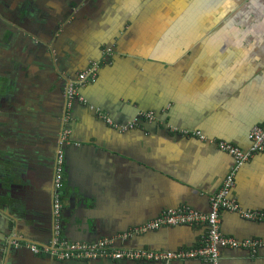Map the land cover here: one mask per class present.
Segmentation results:
<instances>
[{
  "label": "crops",
  "instance_id": "crops-1",
  "mask_svg": "<svg viewBox=\"0 0 264 264\" xmlns=\"http://www.w3.org/2000/svg\"><path fill=\"white\" fill-rule=\"evenodd\" d=\"M100 58L97 78L79 90L85 102L70 112L64 148L70 241L153 251L201 246L206 225L123 235L169 210L210 213L237 165L219 143L248 151L251 130L264 125V0H0V197L10 206L0 205V264H211L29 255L53 235L66 88ZM150 112L154 119H146ZM229 199L243 211H264V151L235 173ZM74 214L98 226L86 240ZM220 227L240 241L264 240V220L237 212L222 211ZM219 264H264V247L220 248Z\"/></svg>",
  "mask_w": 264,
  "mask_h": 264
},
{
  "label": "built area",
  "instance_id": "built-area-1",
  "mask_svg": "<svg viewBox=\"0 0 264 264\" xmlns=\"http://www.w3.org/2000/svg\"><path fill=\"white\" fill-rule=\"evenodd\" d=\"M100 65L93 63L86 71L79 73L77 79L70 82L66 88V109L64 123L65 128L61 133L59 149L57 152L54 168V191L52 198L53 215V235L50 242L43 248L36 245L31 246V250L37 255H49L59 260H94L102 257H109L113 260H134V261H184L199 260L211 264H219L220 248L253 249L256 251L264 247L262 239H247L240 241L234 237H227L222 234L220 227V214L224 210L239 213L243 218L251 221L264 220V211L247 210L243 211L236 200H230L229 195L235 183V173L244 163L248 162L254 155L264 151V125L253 127L250 132L252 145L248 151H244L238 146L220 142L222 151L230 154L236 160L235 170L229 174L222 186V189L211 199V211L208 214L202 213L190 207H181L163 213L159 218L149 221L137 227L131 233L123 235L124 238L132 234L140 235L146 232L160 230L165 227L174 226H200L206 225L208 233L201 246L189 250L180 251H153V250H131L113 249L112 241L102 239L96 243L73 242L68 240L63 233V187L65 182V150L64 145L69 140L71 133L69 127L70 112L78 101L85 102L84 97L79 93L88 82L97 78ZM146 119H154L153 112L145 114ZM111 123V120H107ZM19 244H17L18 246Z\"/></svg>",
  "mask_w": 264,
  "mask_h": 264
},
{
  "label": "water",
  "instance_id": "water-1",
  "mask_svg": "<svg viewBox=\"0 0 264 264\" xmlns=\"http://www.w3.org/2000/svg\"><path fill=\"white\" fill-rule=\"evenodd\" d=\"M103 56V55H102ZM113 56H110V55H107L105 57L106 61L107 62H110L112 60ZM103 61L102 58L100 59H92L91 62L92 63H98L99 65L101 64L100 62ZM90 65H87V67H85V69H81V70H84L86 71L88 68H89ZM78 76V75H77ZM74 79V78H73ZM5 86V85H4ZM3 85H0V89L1 88H4ZM81 95V94H80ZM130 100L133 101V99L131 98ZM77 104L80 105V103L77 101L76 102ZM89 107L90 108H93L92 111H94L95 113L97 112V107H94L91 103H88ZM142 109V108H141ZM135 118L140 122V123H145L147 120L145 119L144 116H135ZM134 119V118H133ZM156 119H157V115H156ZM157 121V120H156ZM70 141V140H69ZM68 142L65 143L64 145V148L67 149L69 148L68 147ZM1 161V159H0ZM7 196H3V197H0V205L3 207V208H10L9 204H8V199H6ZM86 197H84L83 199H81L79 201V204L81 206H87L86 204ZM72 202V201H71ZM73 203V202H72ZM0 206V207H1ZM9 210V209H8ZM17 213H19V210L16 211ZM64 213V211H63ZM7 215H9V213L7 212ZM12 218V217H11ZM72 223L75 222L76 226H77V231L78 233L80 234V239H83V240H86L85 238H88V236L92 235L93 234V231L97 230L98 229V226L96 223H94L93 219L91 218H88L87 216H80L79 214H75L72 215ZM15 222H16V228L19 229L20 227V222L18 220V218H12ZM122 243H123V240H120ZM18 253H20V251H18ZM28 253L29 255H33L35 257V253L30 249H28ZM53 260H56L54 257H52Z\"/></svg>",
  "mask_w": 264,
  "mask_h": 264
},
{
  "label": "flooded vegetation",
  "instance_id": "flooded-vegetation-1",
  "mask_svg": "<svg viewBox=\"0 0 264 264\" xmlns=\"http://www.w3.org/2000/svg\"><path fill=\"white\" fill-rule=\"evenodd\" d=\"M64 211V210H63Z\"/></svg>",
  "mask_w": 264,
  "mask_h": 264
}]
</instances>
